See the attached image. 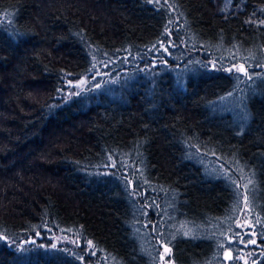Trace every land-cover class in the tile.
Segmentation results:
<instances>
[{"label":"trees","instance_id":"1","mask_svg":"<svg viewBox=\"0 0 264 264\" xmlns=\"http://www.w3.org/2000/svg\"><path fill=\"white\" fill-rule=\"evenodd\" d=\"M261 21L264 0H0V264H161L162 245L172 264H245L243 195L264 224ZM171 38L168 63L130 70ZM224 52H256L248 75L207 64ZM111 59L114 80L59 96ZM44 224L90 250L4 239Z\"/></svg>","mask_w":264,"mask_h":264},{"label":"rangeland","instance_id":"2","mask_svg":"<svg viewBox=\"0 0 264 264\" xmlns=\"http://www.w3.org/2000/svg\"><path fill=\"white\" fill-rule=\"evenodd\" d=\"M171 29L173 30H178L180 27V24H177L176 21H173L171 24ZM182 42H177L175 39L171 38L169 40H165L162 43L158 44L157 46L153 47L148 51L146 56H141V57H136L137 60L135 62L134 66H130L131 64H128V67L131 69H150L153 68L159 64L162 63H168L169 61H166L170 57H174V52H179V45H181ZM165 49H167L165 51ZM259 52V51H257ZM256 52H251L253 54L250 57H247V60L249 61V64H245L244 62H238L235 64H232V62L229 63L227 60L228 53L224 52L223 54H216L214 55L213 58H210L207 62L208 65H210L213 68H220V65L224 64V69L227 72H230L228 69H233L231 72H237L235 71V68L238 67L239 65H243L245 69L248 71L252 68L251 66L254 64H250V62L256 57ZM264 53V50H263ZM262 53V54H263ZM192 56H198V54L192 53ZM263 59H264V54H263ZM117 59H111L109 62L107 61H101L97 62L95 64V68L91 70L89 73L78 77L76 79H71V78H65V87L61 90L59 96L63 98H67L72 94H77L81 92L82 90L86 89L91 85V87H98L100 84L103 82L109 81V80H114L118 74L122 71L123 66L118 65ZM130 63V62H129ZM232 64L231 66H226L227 64ZM257 63L255 65V68H260V70L264 71V61L261 62V64ZM126 67V66H125ZM241 73V72H239ZM81 81H84V83H81ZM200 154L205 155L204 158H201L202 162L204 161H210L215 158V160H218L216 156L213 155H208L207 153L200 152ZM219 161V160H218ZM212 166H214L212 164ZM227 174V170L224 171ZM136 196H138V193H135ZM244 200V195L243 199ZM244 203L247 204V201H244ZM251 212L250 207H244L243 206V213L240 217V219L237 221V224L239 226V230L242 234L246 233H252L254 232L255 235L251 236L252 239H255L257 241L256 244H247V251L245 253V256L240 259L239 261L242 262H251V251L253 249L255 250L257 247H259V240L263 239L264 237H261V231H262V224L263 222L260 221V224L256 223V216H254ZM264 226V224H263ZM43 231L36 232L35 234L31 235L28 234L26 236H23L21 238H11V237H4L5 241L7 244L14 250H23L28 247H35V246H49V247H58V246H63L70 251L75 252V250H78L79 252H82L85 250L87 252L90 250L91 243L89 241L83 242L81 239L82 237L79 235V232L71 229V228H63L57 225H49V224H44L42 226ZM248 236V235H245ZM168 247V246H167ZM169 248V247H168ZM77 252V251H76ZM171 264L173 263L170 257L168 255L164 254L163 246H162V254H161V264ZM88 264H99L96 261L95 262H87Z\"/></svg>","mask_w":264,"mask_h":264},{"label":"snow or ice","instance_id":"3","mask_svg":"<svg viewBox=\"0 0 264 264\" xmlns=\"http://www.w3.org/2000/svg\"><path fill=\"white\" fill-rule=\"evenodd\" d=\"M171 23V22H170ZM260 23H262V24H264V21H261ZM167 49H165V51H166ZM229 71H232L233 69H228ZM235 71H237V72H241V73H243L245 76H247L248 75V73H247V69H245L244 68V66L241 64V65H239L238 67H236L235 68ZM249 79H251V77L249 76L248 77ZM81 83H84V81H81ZM253 182H252V180L251 179H248V183L247 184H245V185H243V187L244 188H247V186L249 185V184H252ZM242 194V193H241ZM247 200V196H244V200L243 201H241V203L243 204V206L244 207H248V205L246 204V203H244V201H246ZM256 223L257 224H260V219H259V217H257L256 218ZM184 235H189V233H187V232H185L184 233ZM245 235H248L249 236V239H248V241H247V243H249V244H256L257 243V241L255 240V239H252L251 238V236H254L255 235V233L254 232H252V233H246ZM261 237H264V226H262V231H261ZM234 236H235V243L237 244V245H239V244H244L245 243V241H244V236H241L239 233H234ZM90 243V242H89ZM163 246V250H164V254L165 255H168L169 257H170V255H171V249L170 248H168L167 247V245H162ZM221 247H223V246H221ZM249 255H251V253H249ZM226 258L227 259H232V255H231V252H228V253H226ZM243 257H242V254H239V249H238V255L236 256V260H240V259H242ZM170 264H171V262H170ZM245 264H246V262H245Z\"/></svg>","mask_w":264,"mask_h":264}]
</instances>
